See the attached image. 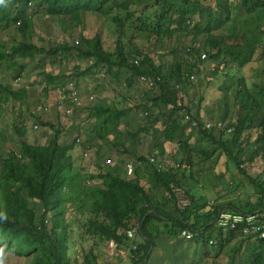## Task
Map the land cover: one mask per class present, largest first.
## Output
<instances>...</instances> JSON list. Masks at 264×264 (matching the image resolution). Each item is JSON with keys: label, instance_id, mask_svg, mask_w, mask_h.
<instances>
[{"label": "trees", "instance_id": "16d2710c", "mask_svg": "<svg viewBox=\"0 0 264 264\" xmlns=\"http://www.w3.org/2000/svg\"><path fill=\"white\" fill-rule=\"evenodd\" d=\"M215 1V6H210L205 0H0V24L15 26L17 35L22 37V41L15 39L9 47L0 46V64L10 68L22 65L20 69L26 71L27 64L43 55L50 56L52 64H63L60 59L74 54L92 63L85 70L78 67L77 77L103 71L121 82L125 75L123 81L129 88L134 87L141 75L155 81L154 87L144 89L146 96L137 99L136 107L95 102L89 108L90 116L97 119L94 130L104 142L99 147L94 146L92 138L85 144L63 141L69 132L64 125L38 116L37 129L40 125L50 128L55 136L49 145H31L25 140V116L14 119L15 141L10 142L12 148L7 146L8 142L0 154L3 252L30 257L29 264H72L68 246L72 237L70 227L76 216L88 215L84 234L100 237L104 242L114 240L118 248L125 240L118 235V229L139 225L140 242L133 251L132 264H151L155 250L163 246L164 235L182 245L183 259L189 264H237L236 258L242 253L246 255L243 264H264V240L244 237L242 226L227 231L218 227L221 209L250 213L264 208L260 201L244 211L245 205L227 203L219 196L211 200L217 205L210 206V201L195 196L186 187L187 180H198L187 178L189 171L196 168L204 172L207 160L216 169L224 156L236 165L239 175L248 176L256 184L255 194L264 193V65L262 76L246 73L251 62L258 57L264 59V0ZM34 4L58 18L64 31L79 27L83 13L111 17L123 33L125 28L134 30L149 47L128 53L126 46L118 42L115 48L106 50L102 36L97 33L93 37L82 34L75 45L65 43L45 48L31 39L32 16L25 7ZM214 8L220 13L213 14ZM257 13L258 24L252 19ZM202 37H206L204 50L199 47ZM157 46L164 47L165 52L153 55ZM203 53L207 54L206 60L201 59ZM42 74L56 87L67 79L45 71ZM209 74L213 78L206 79ZM206 82L214 88L209 95L212 105L206 97ZM46 93L52 97L50 90ZM204 102L211 107L210 112H204ZM17 104L16 115H22L29 104L28 90H13L0 83L1 120L8 118L4 113L10 114ZM141 109L147 113L146 123L132 132L121 130L108 142L110 133L123 127L130 112ZM202 113L204 121H222L223 129H208L203 122L192 127L186 120V114L202 120ZM160 131L162 137L156 139ZM146 135L148 141L143 140ZM78 146L85 151L96 147L98 173L89 176L88 182L93 181L90 185L75 164L73 153ZM105 149L115 151V163L100 164L107 157ZM151 157L155 158L154 163ZM258 157L263 167L259 179L250 177L243 168L256 164ZM131 160H135V173L128 177L125 164ZM168 160L186 164L189 170L172 163L166 165L167 170H159L158 164ZM225 173L216 175L225 178ZM176 186L185 189L191 198V205L184 210L177 207L173 193ZM185 228L196 233L194 240L179 237ZM233 243L235 248L225 262V250ZM80 259L81 264H104L102 252L97 254L95 249L85 252ZM167 262L172 264L170 260ZM173 264H183L178 255Z\"/></svg>", "mask_w": 264, "mask_h": 264}, {"label": "rangeland", "instance_id": "374dc122", "mask_svg": "<svg viewBox=\"0 0 264 264\" xmlns=\"http://www.w3.org/2000/svg\"><path fill=\"white\" fill-rule=\"evenodd\" d=\"M208 5L215 6L216 1L215 0H205ZM238 0H230L231 3H235ZM224 3L227 2V0L223 1ZM29 15L32 16V25H33V33L31 39L33 42L37 44H43L45 48L50 49L51 47L55 46H61L65 43H69L71 45L78 44L81 40V35H89L93 37L95 34L99 33L102 36L103 46L106 50H110L111 48H115L116 44L118 42H121L124 46L127 48V52L131 53L132 49H146L149 45L147 42H145L144 37H140L137 32L134 30H131L129 28L124 29V33L122 32V29L120 26L114 22L111 17L106 18L102 15H97L94 13H83L82 15V24L75 28L74 30H67L64 31L62 29V26L59 23V19L56 17H52L46 14V10L43 7H40L38 4H34L33 6H26L25 7ZM215 12L220 13V11L217 10V8H214L212 13L215 14ZM224 16H222L223 18ZM226 17V16H225ZM252 19L258 24L259 16L257 14L252 15ZM19 26V25H17ZM18 32L16 31V27H6L5 24H0V46L9 47L15 43L16 40L22 41V37H19ZM43 39V41H42ZM200 48L202 50L205 49V42L206 37L200 38ZM132 46V47H131ZM165 52L164 47L157 46L156 50L154 51L153 55H156L158 53ZM29 60V59H28ZM63 61V64H59L58 62L55 64L51 63V57L50 56H44L43 58H39V60H35L29 64H27L26 71H22L20 69L19 65L17 67H9L10 65H7L5 63L0 64V83L3 85H9L12 87L13 90H20V89H27L28 90V97H29V104L28 108H23V114L22 115H16L18 112V104L16 105V108L12 110V112L9 114V112H5L6 117L3 118L0 122L2 123L0 127V154L3 153L4 147L10 146L12 148V145L10 142H14V137L16 136L15 131L13 130L12 124L14 123V119L18 118L21 120V116H25V124H26V137L25 140L31 144V145H49L50 141L55 136V131L47 128L42 127L41 125L37 128H35V124L37 122V116L41 119H44L45 121H52L55 124H58L59 122L64 125V128L69 131L66 133V136L62 138L63 141H66L68 143H71L73 141H76L77 137H81L84 144L92 138L93 144L96 147L101 146L104 142L101 143L99 140L98 134L95 132L94 128H96L97 125V119L90 116L89 108L96 102L97 104H104L106 106H119V107H127L131 108L133 106H137V99H144L145 93L144 89H147L144 84L140 83L138 81V78L136 79L135 85L133 88H129L126 83H124L125 75L121 77V82H119L117 79L110 77L109 75H106L103 71H99L96 73H86L81 77H77L75 75V72H77L78 67L81 70H85L89 65H91V62H88L85 59H80L76 55L72 54L67 57V59H60V62ZM264 65V59L258 57L253 62H251L248 66H246V73L248 76L257 75L259 73L260 76L263 75V68ZM45 71L49 74L60 76H66L67 79L65 80L64 84H59L57 87L56 85L49 84L48 79L45 74H42V72ZM213 78L212 74H209L206 79ZM194 80H196L194 78ZM205 79L203 78V81ZM74 82L77 86L79 92V98L78 103L74 104L76 107H74V112L71 116H64V109H60L55 105L56 101L58 100L57 97V88L62 86L67 87L68 85L71 86V83ZM73 84V83H72ZM73 86H75L73 84ZM205 92L207 94V100H209V104H213V101L210 99L209 95L214 92V88L210 87V85L207 84V82L204 85ZM50 90L52 92V97L49 96L46 91ZM94 96L95 101L91 102L89 101V97ZM207 102V103H208ZM80 106H77V105ZM203 110L206 113L207 111L210 112L211 107H206V102L203 103ZM2 111H0L1 114ZM145 110H138L130 112V116L124 120V125L121 129H116L113 133H110L108 142H112L114 139V136L119 134L121 130L124 132L134 131L140 126L139 124H145ZM202 116L204 114L202 113ZM39 124V123H38ZM75 126L73 130H71V127ZM65 133V132H64ZM162 131H160V134L157 135L155 138L160 139L162 137ZM183 136L185 133H182ZM153 136V135H152ZM154 138V137H153ZM155 138L153 140H155ZM149 136L146 135L143 140L148 141ZM62 141V142H63ZM161 142V141H160ZM163 142V141H162ZM161 142V143H162ZM96 147L91 149L89 152V155L85 156V149L83 147L78 146L77 150L73 153L75 164L76 166L81 170L83 178L86 179L87 184H91L93 181H89V176L91 174H97L98 169L95 164V158L97 155H95ZM108 147H112L111 145ZM177 147H175L172 151L173 154L176 153ZM198 147H196V152L198 151ZM105 154H107V157L114 158L113 154L115 155V151H111L109 149H105ZM171 154V153H170ZM134 159V158H132ZM104 160V159H103ZM101 160L100 164H105ZM257 163L254 164L257 166L259 163H261V159L258 157ZM135 160H131L128 162H131L134 164ZM97 162V161H96ZM205 165L204 172H200L198 170L188 172L186 174V177L190 179L191 178H198V180H190V182L187 180V186L190 188L194 195L199 197L203 196V200L211 201L213 199H217L219 196H221V200H224L225 202H235L237 205H241L242 202L247 200V197L249 195V190L251 187H253L252 182L248 178V176L239 175V172L237 171L236 165L229 162L226 157H221L219 160V164L215 169V165L212 161L207 160ZM175 164L173 160H168L164 164ZM1 164V163H0ZM179 164V163H177ZM175 164V165H177ZM135 165V164H134ZM183 165V164H182ZM214 166V169L212 170V167ZM243 168H245L248 171V175H250V168L245 165ZM262 168V165H261ZM188 169V168H186ZM1 170V166H0ZM189 170V169H188ZM230 170V171H229ZM259 169L255 171V174L253 178L259 179L260 175H262L263 171L261 173H258ZM228 171V172H227ZM196 172L203 174L204 176H200ZM222 172V174L225 173V178L216 175V173ZM194 174V175H193ZM193 175V176H192ZM233 177H231V176ZM257 175V176H256ZM227 177V178H226ZM264 177V176H263ZM262 177V178H263ZM238 178H242L238 180ZM199 183H196V182ZM91 182V183H90ZM97 185V184H96ZM185 187V188H186ZM257 187V186H256ZM187 189V188H186ZM250 199V198H248ZM219 200V201H221ZM223 202V201H222ZM76 214L77 211H76ZM79 215V214H78ZM70 216V212L67 213V218ZM87 216H76L73 219V223L70 227V231L72 234L71 240L69 242V256L72 259V264H81V257L85 252H88L90 249H95V252L97 254H100L102 252V257L104 260V264H120L118 258L111 259V252L110 249H108V246L104 240H102L100 237H92V236H86L84 234L83 225L86 223ZM174 243V242H172ZM235 243L230 245L225 251H226V258L225 262L228 261V258L230 257V254H232L235 246ZM182 248V245H181ZM1 249V247H0ZM164 250V249H163ZM171 248H167L165 252L162 254V256H165L166 260L165 262L161 260V251L158 249L155 250V253L153 255L152 260L150 261L151 264H169L167 260H170L173 264L174 253L170 255ZM202 252V251H201ZM175 254H178V256L181 259V262L183 264H189L184 261L183 257L184 254L180 249L179 251L176 249ZM187 259H189V255H186ZM80 257V258H79ZM3 264H29L31 258L30 257H17L13 252L11 251H5L3 252ZM167 258V259H166ZM246 255L244 253L240 254L236 258L237 264H243L245 263ZM224 259V260H225ZM76 260L79 261V263H76ZM210 263V261H208ZM129 264H132L131 261Z\"/></svg>", "mask_w": 264, "mask_h": 264}, {"label": "built area", "instance_id": "2783aa9c", "mask_svg": "<svg viewBox=\"0 0 264 264\" xmlns=\"http://www.w3.org/2000/svg\"><path fill=\"white\" fill-rule=\"evenodd\" d=\"M79 43V42H77ZM207 54L203 53L201 55L202 60H206ZM135 64H139V60H135ZM138 81L146 88H152L155 86V81L153 79H149L144 75H141L138 77ZM75 86H73V84ZM71 83V86L63 87L60 86L57 88V97L58 100L56 101L57 106L61 109H64L63 113L65 116H71L74 112V107H76V103H78L79 98V92L76 88V84L74 82ZM89 101L94 102L95 98L94 96L89 97ZM77 106H80L79 104ZM147 115V113H145ZM186 120L191 124L192 127H198L199 123L203 122L206 128H220L223 129L224 123L222 121L219 122H210V121H203L200 119H194L190 115L186 114ZM37 128V126H35ZM233 129H229L228 132H232ZM77 144L83 143V140L81 137H77L76 141ZM91 149L86 150L85 156L87 157L89 155ZM91 154V152H90ZM150 161L152 163L155 162V158L151 157ZM103 162H105L104 165H110L116 162V159L106 157ZM122 163H120L121 165ZM177 167H182L183 169L188 168L186 164L180 165L177 164ZM159 170H167L166 164L161 163L158 164ZM135 173V165L131 162H126L125 164V174L128 177L134 176ZM173 193L176 198L177 207L180 210H184L187 207L191 205V198L189 194L186 192L185 189L182 187H174ZM258 201H260L264 205V193L260 196H258ZM210 206L217 205L216 201H210L208 202ZM237 226H242V231L244 234V237L251 238L253 240H264V208L258 209L250 213L246 212H240L235 211L231 212L227 209H221L220 211V217L218 221V227L223 228L225 231L232 230L237 228ZM139 233V225L132 229H125V228H119L118 229V235L124 236V244L121 248H118L116 242L114 240H108L105 241L108 249H110L111 259L118 258L120 259V264H127L131 261L133 258V251L137 249L138 244L140 242L139 239H137ZM196 236V233L191 230L190 228H185L179 233V237L184 239L185 241H192L194 240ZM213 243V242H211Z\"/></svg>", "mask_w": 264, "mask_h": 264}, {"label": "crops", "instance_id": "0c3cea01", "mask_svg": "<svg viewBox=\"0 0 264 264\" xmlns=\"http://www.w3.org/2000/svg\"><path fill=\"white\" fill-rule=\"evenodd\" d=\"M205 116V115H204ZM201 119L204 121V119H205V117H203L202 115H201ZM250 168V177H253L254 176V174H255V171L257 170V169H259L258 171V173H261L262 171H263V167L261 168V165H260V163L257 165V166H255V165H252V166H250L249 167ZM257 176V175H256ZM240 179H242V178H238V180H240ZM243 180V179H242ZM252 182V181H251ZM252 184H253V187H251L250 189H248L250 192H249V195H248V197H247V200L246 201H244V202H242V204L241 205H245V207L244 208H242L244 211H247V210H250L251 209V205L250 204H252V205H256L257 204V202H259L258 201V194H255L256 193V189L255 188H257L256 187V184H254L253 182H252ZM248 198H250V199H248ZM241 205H239V206H241ZM238 206V205H237ZM163 240H162V242H163V246L162 247H160V248H158V250L159 251H161V260H163L164 262L166 261V260H164L165 259V256H162V254L165 252V250L168 248H171L172 250L170 251V255L172 254V253H174V258H175V256L176 255H178V254H175V251H176V249L179 251V254H180V249H181V245H180V243H178V242H175L174 240H172L169 236H167V235H164L163 236V238H162ZM172 242H174V243H172ZM188 243H186V245H187ZM164 249V250H163ZM167 259V258H166ZM171 262V261H170ZM127 264H129V263H127Z\"/></svg>", "mask_w": 264, "mask_h": 264}, {"label": "clouds", "instance_id": "9594fccd", "mask_svg": "<svg viewBox=\"0 0 264 264\" xmlns=\"http://www.w3.org/2000/svg\"><path fill=\"white\" fill-rule=\"evenodd\" d=\"M55 105L57 106L56 103H55ZM64 116H65V114H64ZM2 257H3V249H0V264H3V258Z\"/></svg>", "mask_w": 264, "mask_h": 264}]
</instances>
